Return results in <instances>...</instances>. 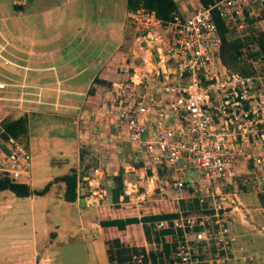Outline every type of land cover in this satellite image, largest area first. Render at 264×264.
<instances>
[{"label":"built area","instance_id":"built-area-1","mask_svg":"<svg viewBox=\"0 0 264 264\" xmlns=\"http://www.w3.org/2000/svg\"><path fill=\"white\" fill-rule=\"evenodd\" d=\"M213 13L242 41L236 60L246 72L222 61ZM126 19L151 46L138 71L114 82L104 110L115 115L130 159L142 166L137 175L146 187L137 199L152 189L173 197L184 191L201 211L197 217L177 211L170 218L177 234L162 264H227L235 239L228 216L241 204L239 175L249 163L264 165V61L256 40L264 39V0L196 1L166 18L139 3ZM29 163V152L15 137L0 136V173L26 182ZM137 187L124 183L123 193ZM204 244L215 246L212 260L201 256ZM132 256L137 263L141 254Z\"/></svg>","mask_w":264,"mask_h":264},{"label":"crops","instance_id":"crops-1","mask_svg":"<svg viewBox=\"0 0 264 264\" xmlns=\"http://www.w3.org/2000/svg\"><path fill=\"white\" fill-rule=\"evenodd\" d=\"M196 1L199 0H191V3ZM21 2L24 4L22 17H0V29L6 34L8 40L3 49V55L14 62V64L3 63L0 59V92L7 93V97L4 96L5 99H3L7 102H15L19 100L18 96H22L18 111L24 113L27 117L25 148L31 155L30 158L33 156L31 151L35 152L34 155L37 152H45L39 144L42 141L44 143L48 142L46 140L51 139L50 134L54 138L57 132L59 133L62 129L69 127V132L73 138L71 141L69 140L70 143L66 146V149L70 148V151H73L75 161L61 174L68 172L69 169L75 171V199L71 202L63 200L62 182L59 181L60 196L64 202L72 206V209H69L70 213L72 215L75 213L78 229L83 231L81 239L89 238L92 242L99 239L102 241L101 232L95 234L90 232V230L94 231L90 227H84V220H82L84 215L80 217L79 211L84 209L83 207L87 202H95L96 205L104 199L108 187H102L101 182L106 179V174L110 175L107 184L111 186L113 175L118 173V166L124 169V174L121 172L122 193L119 194V199L126 196L127 199L133 198L132 203L138 204L143 202L144 198H148L149 195L137 199V195L144 193L143 187L141 189L137 187L136 192L132 191L130 194L123 193L124 183H135L136 186L137 184L141 186L145 184L146 187V180L145 178H138L137 175L142 166L137 168L129 163L130 147L125 135L122 134L123 131L116 124L115 115L108 114L104 110L105 104L113 98L114 89L100 84H93L95 93L99 96V102L95 105L84 104L85 92L91 85L93 76L107 62L117 60L118 68L124 67L126 69L125 73L128 74L134 71L129 70V63L136 62L140 66L144 54L138 55L137 59H135L136 55L131 56L130 53L133 52V49L130 50L127 47L128 34L125 33L127 22L125 12L128 8L125 6L123 17H114L116 0L107 1V7L104 10L106 16L103 17L101 16V10L90 17L86 15L85 9L81 11L77 9L76 17H66L67 12H65L64 7L68 6L73 0H23ZM174 2L177 4L179 12H181L180 8L183 9L182 5L186 7L183 11H186L187 7L191 5L186 0H181V3H179V0H174ZM35 4L41 5L42 8L33 10ZM110 6L112 7L110 8ZM38 11L42 14L41 17H34ZM122 44H124L123 47H121ZM124 57H126V61ZM122 78L126 80L127 76L125 77L124 74ZM4 84H7L5 88L3 87ZM112 84H114L113 81L111 86ZM54 102L55 104H53ZM72 104L74 109L71 108ZM53 130H57V132H53ZM33 134L39 136H35L37 137L35 139L32 136ZM45 135H47V139L44 138ZM54 148H56V145H54ZM85 150L89 151L95 158L93 164L87 165V169L90 168L89 171L92 173L91 177L79 170L82 167L86 169V164L83 161L85 160L84 155L87 154L81 153ZM137 164L138 162L135 165ZM128 165H131L130 168L134 171L135 181H128L127 176H124ZM30 166L31 159L28 167V179L30 178L32 184ZM81 178L87 180L91 192L88 197L85 196L86 198L83 197L82 191H79L81 186L78 182ZM256 192L260 191L256 190ZM185 193L182 191V194ZM32 195L33 193L26 197L30 199ZM169 196L171 194L163 197ZM41 204H39L38 209L42 207ZM64 205L61 207H64ZM242 206L245 209L243 204ZM59 210L63 209L60 208ZM40 214L42 215L40 217L42 219L41 225L45 227L47 214L43 213L42 210L39 212ZM74 218L71 219L73 224L75 223ZM49 220L51 219L48 218L47 221ZM52 220H54L52 225H55V229L65 225L60 224L56 216ZM92 222H94V218H92ZM92 222L90 224H93ZM96 224L99 225V223ZM41 225L38 228H41ZM34 226L36 227V225ZM262 227L264 228V226ZM98 228L101 230L100 225ZM8 241L7 254L13 256V264L22 261L24 264L26 262L31 264L32 249L34 248L31 243V236L22 239V241L9 237ZM102 250L105 252L103 241ZM17 251L20 252L19 255H16ZM40 251L39 253L49 256L47 248ZM15 258H17L16 261ZM21 258H23L22 261ZM50 258L46 264H51L55 260L52 257Z\"/></svg>","mask_w":264,"mask_h":264},{"label":"rangeland","instance_id":"rangeland-1","mask_svg":"<svg viewBox=\"0 0 264 264\" xmlns=\"http://www.w3.org/2000/svg\"><path fill=\"white\" fill-rule=\"evenodd\" d=\"M21 1L23 0H0V17H22L24 4H22L23 2ZM107 1L108 0H73V2H70L68 6L64 7L65 12H67L66 17H76L77 9L80 11L82 9H85L86 15H89L90 17H93L94 14H97V11L99 10L102 11V17L106 16L104 14V10H106ZM186 1L191 4V0ZM116 2L117 3L114 6V17H123L126 0H116ZM179 3H181V0H179ZM111 7L112 6H110V8ZM182 7L183 9L180 8L181 11L186 8L184 5H182ZM33 8H35L33 10H40V8L42 7L41 5L35 4L33 5ZM41 15L42 14L38 11L37 15H34V17H41ZM126 21L125 33L127 32L128 34L127 47L130 50L133 49V52H131L130 54L132 57L136 55L135 59H137L138 55L141 56L142 54H145V48L150 47L151 44L149 43V41H144V43L140 44V47H134L135 36L138 34L142 36L143 33H141L139 29H136L133 23H131L127 19ZM7 41L8 40L6 34H4L0 29V59L3 63L14 64V62L3 55V49ZM131 44L133 45L131 46ZM123 46L124 44L121 45V47ZM114 55L116 56L117 54L115 53ZM113 62L116 63L117 60H114ZM238 66L241 67V65ZM138 70L139 66L137 71ZM125 72L126 69L124 67L118 68L117 66V71L114 75L113 83L118 81L119 79H123L122 77H124V74L126 77L127 74ZM6 85L7 84H4L3 87L5 88ZM107 88L115 89L116 85L114 83L112 84V86ZM6 94L7 93L5 92H0V110L2 109L4 111L3 118H8L9 116L15 117L18 114H22L20 113V111H18L20 109L18 105L21 106L22 96H18L19 100L15 102H7L3 100L5 99V97H7ZM53 104H55V102ZM73 107L74 106L72 104L71 108L74 109ZM5 113L8 116L5 115ZM3 118L0 117V123ZM57 130H53V132H57ZM56 134L57 135H54V138L51 137L50 134L49 136L51 139H47V135H45L44 138L47 139L46 141L48 142L44 143L42 141L41 144H39L40 147L43 148L42 150L45 151L44 153L37 152V154L34 155L35 152L31 151V154H33V156L30 158L32 184L30 183L29 178L27 181L28 185L32 188L40 189L48 183L49 185L47 190L44 191L43 194H33L31 196L32 199H29V197L26 196H15L9 190L0 191V264H13V256H9L7 254L9 237H14L15 239H18V241H22V239L24 240L30 238V236L32 239L31 243L35 248L32 249L33 254L31 264H46L47 261L51 259L50 257L55 259L51 262V264H108L106 260V254L104 250H102V241L100 239L96 240V242H92V240L89 238L81 239V234L83 231L78 229L77 217L74 215L75 213L73 215L70 213L71 211L69 209H72V206L68 205L69 203H66L61 199L59 187L60 182L58 180H52L53 177L60 175L68 168V166H70L75 161L73 151H70V148L66 149V146L73 138L72 134L69 132V127L66 129H62L59 133L57 132ZM32 136L35 137L39 135L33 134ZM36 138L37 137H35V139ZM25 142H27V135ZM54 145H56V148L53 149ZM81 153L87 154L84 155L85 160L83 161L86 164V169H83L82 167L79 168V170L91 177L92 173L91 171H89V167V169H87V165L94 163V155L90 154L89 151L86 150ZM129 163L135 167V164L137 162L129 159ZM130 166L128 165V168L125 169V171L127 172H125L126 175L124 176H127L128 181H135V177L133 174L134 171L132 170V168L130 169ZM242 169L244 173L239 175L240 183L238 182L237 197L239 201L244 205V208L246 210L243 209L242 204H240V207L238 206V213H236L235 211L228 216H232V224L229 233L231 235H235V239H233L232 244L230 245L231 251L227 253L228 257L226 261L227 264H264V228L262 227L264 226V207L260 206L257 198L258 193H264V181L261 178L262 175H260L264 172V165H259L258 167L250 165L248 168L242 167ZM86 170L88 171L86 172ZM117 171L124 174V169L119 168V166ZM109 176L110 175L106 174V181L104 180L105 182H101L102 187H108V189H106V196L104 197V199L100 200L96 205L95 202H87V204L84 205L85 207H83L84 209L79 211L80 217L81 215H84V218H82V220H84V227H90L92 230H94H90V232H93L95 234L101 232L100 228H98L99 225L96 224V206L108 205L110 207L109 210L111 211V213L109 215L111 217L116 216V213L114 211L119 208L117 205H115L110 196L112 184L111 186L107 184L109 182ZM78 184L81 186V189L79 191H82V195H84L83 197H88L91 192L89 190L87 180L85 178H81ZM137 185L138 189L142 188L140 184ZM247 186L248 188H246ZM143 188H145V184L143 185ZM256 190L260 192H256ZM165 198L173 200V206L170 205L169 209H175L176 212L180 211L181 215L183 216L193 215L194 217H197L199 214H201L200 209L195 210L191 197H188L185 194L182 197H163L161 194H158L156 189H152V193L149 194L148 198H144L143 202L141 203L149 202L153 199L162 200ZM88 200H90V198H88ZM127 201L131 202V199L128 198ZM64 203H66V205H64ZM39 204H41L42 206L40 207V209H38ZM62 205H64V207H61ZM59 207L63 210H59ZM122 208L123 207H120L119 209H121L122 211ZM41 210L43 213L47 214L45 227L41 225L42 219L40 217L42 215H39V212ZM55 216L58 217L60 224L65 225L56 227L55 229V225H52L54 224L53 222L55 220V218L54 220H52V218ZM73 217H75L74 224L71 221ZM48 218H50L51 220L47 221ZM92 218H94V222H92ZM91 222L93 224H90ZM34 225H36L37 228ZM40 225L41 228H38L40 227ZM141 225V222H139V236L135 232L131 236L134 239V245H143L147 249L151 247L154 248L156 246V243L152 241V235L150 234V239H148L143 233V228L141 227ZM154 227L156 228L157 225L154 224ZM189 236L192 237L193 235L190 234ZM200 239V241H203V238L200 237ZM211 245L212 244H204L202 246V251L200 254L204 258H210L212 260L213 257H215L216 250L214 248L212 249ZM212 246L215 247L214 245ZM18 248L20 247L18 246ZM43 248H47V253L50 257H47V255L44 253H39ZM19 253L20 252L17 251L16 255H19ZM16 260L17 258H15V261ZM22 260L23 258H21V261ZM15 264H24V262L22 261ZM26 264L28 263L26 262Z\"/></svg>","mask_w":264,"mask_h":264},{"label":"trees","instance_id":"trees-1","mask_svg":"<svg viewBox=\"0 0 264 264\" xmlns=\"http://www.w3.org/2000/svg\"><path fill=\"white\" fill-rule=\"evenodd\" d=\"M202 4L207 5L216 0H199ZM142 4L147 8L153 9L157 16L166 18L172 13L179 12L177 4L174 0H126V7L128 9L135 7L138 4ZM213 18L217 24V27L221 35L220 56L222 61L232 68H240L236 60L239 47H241L242 41L238 37L232 36L229 29H227L220 18L213 13ZM134 47H140L141 43H144V38L140 34L135 36ZM247 38L244 37L243 40ZM257 44L262 52V61H264V39L257 37ZM125 61H126V57ZM117 63L107 62L103 68L97 72L92 80L91 85L86 90L85 105L98 104L99 96L95 93L93 84L104 85L110 87L113 81V76L117 70ZM138 69L136 62L129 63V70ZM241 72H246V67L240 68ZM5 115H7L5 113ZM8 116V115H7ZM0 117H4V111L0 110ZM11 135L20 141L24 146L26 144L25 139L27 135V117L24 113L18 114L15 117H6L0 123V136L6 137ZM137 168L141 167L140 163L136 165ZM52 180H58L62 182V198L66 201H73L75 199V183L76 174L75 171L69 170L66 173L54 177ZM48 183L40 189L31 188L26 182L13 181L9 177L0 173V190H9L15 196H27L29 194H41L48 188ZM143 187V186H142ZM122 193V177L121 172L113 175L112 187L110 190V196L112 201L121 209H116L114 212L116 216L111 217L109 214L108 205H99L96 207V221L101 226V238L105 246V254L108 264H162L170 259V249L175 243V237L177 231L172 227L170 218L176 215V210L169 209V206H173V200L169 198L165 199H153L144 203H132L128 202L126 196L121 199L118 198ZM257 198L260 206L264 207V193H258ZM195 210H197V200L195 197H191ZM140 210H139V209ZM123 212V213H120ZM137 213L139 217H137ZM161 221L158 227H154V224ZM139 222L143 228V233L150 239L152 235L156 246L148 248L147 250L143 245H134V239L131 237L135 232L139 236ZM128 233V234H127ZM130 238V239H129ZM133 254H141L139 261L136 263V258H133Z\"/></svg>","mask_w":264,"mask_h":264},{"label":"water","instance_id":"water-1","mask_svg":"<svg viewBox=\"0 0 264 264\" xmlns=\"http://www.w3.org/2000/svg\"><path fill=\"white\" fill-rule=\"evenodd\" d=\"M154 59H157L156 55H154Z\"/></svg>","mask_w":264,"mask_h":264}]
</instances>
